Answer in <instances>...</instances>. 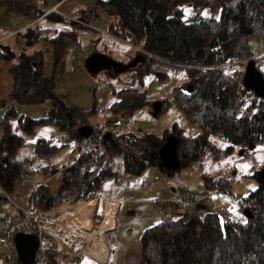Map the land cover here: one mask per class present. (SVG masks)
<instances>
[{"label":"trees","instance_id":"1","mask_svg":"<svg viewBox=\"0 0 264 264\" xmlns=\"http://www.w3.org/2000/svg\"><path fill=\"white\" fill-rule=\"evenodd\" d=\"M48 1L0 0L3 9L0 19L23 15L31 21L40 18L65 21L62 16L48 12L52 7L47 5ZM186 8L193 10L191 16L185 14ZM97 9L103 12L109 32L123 40L133 39V44L144 52L136 53L144 56L142 62L128 69L135 71V79L141 81L151 70L150 64L154 60L186 69L187 83L184 87H175V102L199 131L188 136L173 122L159 136L125 130L126 126L115 132L106 129L102 123H95L93 134L87 139L101 140L105 152L97 156L80 152V142L84 138L76 129L83 124L91 125L89 116L97 110L95 105L83 109L64 102L56 92L54 76L66 45L77 41L75 29L58 28L53 36H48L47 29L32 24L13 35L20 48L8 70L13 79L9 98L15 102L5 111L7 100L0 102V186L6 192L13 190L16 180L34 170L54 174L62 169L61 183L55 192H51L47 184H40L31 195L28 207L40 213L57 207L68 194H72L74 201L90 200L98 194L103 180L115 175L109 159L113 153L122 154L123 170L129 176H138L149 166H157L165 176H171L198 161L207 148L218 157L230 154L238 146L243 155L264 143V97H258L244 87L242 69L236 68L240 72L235 74L220 66L226 63L238 65L239 60L254 59L264 77L261 70L264 50L255 51L249 44L252 37L264 39V0H96L92 5L80 8L77 15L89 21L96 18ZM199 9H205L206 13L198 14ZM42 38L53 51L51 74L43 71V54L48 48L36 47ZM11 56H14L11 48L0 44V59L9 60ZM188 85H192L191 91L187 90ZM114 94L115 99L108 107L112 123L127 119L135 110L148 104L145 91L134 85L122 87ZM239 96L244 97L240 99ZM42 104L46 105L38 116H30L21 110L25 106ZM166 104L162 100L159 113ZM48 124L57 128L60 142H54L51 136H39L33 155L17 158L16 151L24 137ZM171 134L179 139L176 147L178 170L165 167L158 154L159 147ZM212 135L225 140L227 146L218 147L212 143ZM71 141L78 149L73 163L62 167L49 164L31 167L32 157L47 159ZM202 177L207 190L226 188L229 191V179L207 173ZM244 208L252 210L251 218L231 216L226 211L221 215L217 211L201 215L186 210L176 213L175 217H169L165 212L166 218L145 228L140 235L144 264H264V182L239 198V210ZM95 215L100 222L102 213ZM44 264L64 263L58 260L55 251L46 247Z\"/></svg>","mask_w":264,"mask_h":264},{"label":"rangeland","instance_id":"2","mask_svg":"<svg viewBox=\"0 0 264 264\" xmlns=\"http://www.w3.org/2000/svg\"><path fill=\"white\" fill-rule=\"evenodd\" d=\"M53 2L54 0H49L47 5H51ZM77 12V9L70 12L71 17L77 19L76 21L68 22L70 24H67V22L65 23V21L52 20L51 18H42V20L37 23L39 28L47 29L48 36H53L55 30L58 28L68 29L70 25L73 28L76 26L74 29L77 41L66 45L62 61L54 73L56 89L64 102L83 109H90L95 105L97 111L89 116L88 121L91 125L102 123L107 127L113 124L109 121L113 119L108 117V107L115 99L114 92L122 87L134 85L140 90L145 91L148 104L135 110L131 116L126 119L127 126L125 130L132 129L134 131L154 133L161 136L165 128L171 127L173 122H176L184 134L188 136L196 135L199 129L187 120L184 113L177 108L175 102V87H184L187 83L186 69L183 66L172 65L162 60H154L150 64L151 70L142 76L141 81L137 78L135 79L136 73L133 70L117 73L113 69H109L100 71L95 75L90 74L84 66V62L75 59L74 51L77 47V43H79L78 48H80L82 53L86 56H88L87 53H89V51L97 50L106 53L115 60L123 62L132 59L137 52H144L138 50L139 46L136 44H134L136 47L131 46L134 43V40L131 38L121 42L113 38L100 37L98 31L108 30L107 20L104 17L102 19L97 17L88 23V21L83 18H77L75 15L73 16V14H77ZM184 12L187 16L193 14V10L188 8H186ZM2 13L3 9L0 7V17ZM197 13L204 15L206 10L199 9ZM211 16H214V14L212 13ZM30 21V17L23 15L10 16L3 21L0 19V35L8 34L14 28L26 22L29 23ZM4 42L11 48L15 55L19 54L20 48L14 36L9 37ZM249 44L253 50L258 51L264 48V39L252 37L250 38ZM36 47L48 48L43 54V71L46 74H51L53 51L48 41L42 38L36 44ZM238 65L235 63L231 66L226 63L220 66L230 73H239L241 69L243 73L244 67L239 65V68ZM236 68L240 70H235ZM261 70L264 74V67H261ZM163 74L166 75L165 78L161 77ZM130 81L132 82L129 83ZM162 100L167 102L166 107L161 113L154 115L153 103ZM45 105L46 104H42L38 107L27 106L23 108L22 111L30 116H38L43 113ZM123 128L124 127H122V129ZM39 136H51L56 143H59L61 140V135L54 125L48 124L37 127L32 135L24 137V147L19 149L16 154L18 156H32L36 138ZM210 141L218 147L227 146V142L217 135H212ZM240 153V147L236 146L230 154H222L217 157L207 148L198 161L193 162L188 167L181 168L171 176H160V170L157 166L145 168L138 176H129L123 171L122 154L113 153L109 155L115 175L113 178L103 180L102 186L99 189L100 193H108L126 198L144 199L141 202L142 204L136 201L128 202L124 205L125 208L120 214L122 215L120 217L122 232L119 231L121 234L118 242L120 246L119 250L122 251L125 242L132 241L133 238L139 234L141 230H138L139 227L152 223L150 221L146 222L148 219H151L149 218L146 198L156 196L157 194L166 197L165 199H155V202L160 206V209L158 206V211L160 210L165 218L167 214H165V210L161 207L165 208L169 199H174L176 197L180 198V196L183 198L186 205L179 208L178 211L168 214L169 217H175L176 213L180 214L186 210L197 212L201 215L211 211H217L221 215L226 214V211L231 214V216H243L242 211L238 208L239 198L244 197L250 190L255 189L261 182H264V143L259 144L254 151L247 154L242 155ZM93 155L95 156V154ZM77 156V146L71 141L63 150L47 159L32 157L30 165L33 168H38L43 164L62 167L63 165L71 164ZM42 173L43 171L34 170L30 175L24 176L21 179L22 181L17 185L25 189L26 186H30L32 179L35 180L36 177ZM203 173H207L212 177L223 176L229 179V191L214 192L207 190L202 177ZM18 191L19 189L17 187L13 193H9L10 197L16 198L18 196ZM190 195L196 198L194 203L189 200L188 197ZM67 197H70L71 204L76 202L72 199V194L66 195L62 202L66 201ZM91 200L92 199L80 201L89 202ZM197 205H202V207H197ZM65 209L67 208L64 207V210ZM89 216L90 225H88L89 221H83L82 225H86L84 228L90 230L100 225L105 218L104 216L101 222H97V216L95 214L92 215V213H90ZM91 218L94 221H92ZM145 228L144 226L143 230ZM81 239L82 242L77 241L74 248L80 250L84 248L83 250L87 252L86 246L89 238ZM48 240V237L44 234L43 243L45 245L48 243ZM88 263L89 260L87 258L79 262V264ZM0 264H3L1 257Z\"/></svg>","mask_w":264,"mask_h":264},{"label":"crops","instance_id":"3","mask_svg":"<svg viewBox=\"0 0 264 264\" xmlns=\"http://www.w3.org/2000/svg\"><path fill=\"white\" fill-rule=\"evenodd\" d=\"M95 1L96 0H91V1H88V0H70V1L69 0H60L59 2H53L50 6H54V5L58 4V8L61 11L65 12V13H69L71 15L70 12L73 11L74 9H77V11H79L80 8L92 5ZM74 15H75V17L80 18L77 14H73V16ZM92 19H95V18H92ZM40 20H42V18H40L37 21H30L29 23L26 22V23H24V24H22L16 28H14L8 34L0 35V44L8 46L4 41L6 39H8L9 37H12L13 35H15L14 32H18L20 30H23L29 25H32V24L35 25ZM91 20H89L88 23H90ZM70 28H73V27H71V25H70V27L68 29H70ZM263 50H264V48L260 49V51H263ZM17 56L18 55L14 54V56H11L9 58V60L0 59V102L4 101L5 99L7 100L10 97L11 91L13 89V79L9 75L8 70H9V67L15 61V59L17 58ZM56 92L58 93L57 89H56ZM11 104H14V103L6 104L3 108V110L5 111ZM25 107H22L21 110ZM23 147H24V141H23L22 145L17 149V151ZM34 148H35V145H34ZM34 148H33V153H34ZM17 151H16V153H17ZM16 157L17 158H25V157H29V156H23V155L18 156L16 154ZM75 160H76V158L73 160V162ZM42 166H40V167H42ZM40 167H38V168H40ZM37 171H39V170H37ZM40 171H42V170H40ZM61 172H62V169L60 171H58L57 173H54V174H49V173L43 172L42 174H39L35 180L32 179L30 186L29 187L26 186L25 189L17 185L22 180H19V179L16 180L13 190L11 192H7L8 196L6 197L5 200H3L2 204L0 205V214L3 216L10 217V219L14 222L19 221V219L21 218V215H22V209L29 208L28 204H29L31 195L34 192V190L37 188V186H39L40 184H47L49 186L50 191L55 192L61 183L60 178H59V175L61 174ZM159 175L163 176L164 174L161 171H159ZM113 177H111V178H113ZM33 178H34V176H33ZM17 187L19 189L18 196L16 198H11L9 193H13L17 189ZM167 197H169V196H167ZM156 198L157 199H165L166 197H162V196H159V194H157L156 196H151V197L146 198V200H147L146 204H148L147 209L149 212V218H151V219H148L146 222H148V221L152 222L151 224L144 225L146 228H147V226H149V225L151 226V225H153L159 221H162L165 218L162 215V213L160 212V210L158 211L159 204L157 202H155ZM90 199L94 200L92 215L101 212L103 215L102 219L104 217V213H105V210L107 208L106 203L109 202V203L114 204L113 223L103 233L106 252L104 253V256L102 258H98V257H95V256L87 253L85 250L80 251V249H77V248L75 249L73 247V251H75V252L78 251V254H77V257L74 259V261L70 262V264H79V262L81 260H83L84 258H87L89 260L90 264H92V263H95V264H144V261L141 257L142 246L140 243V235H141L140 233L143 230L144 226L138 228V230L139 229H141V230H140L139 234L133 238L132 241L125 242V245L122 247L123 248L122 251L119 250L120 246L118 243L120 240V235H121L119 231L122 232L121 225H120V221H121L120 217L122 215H120V214H121V212H123V210L125 208L124 205L127 204L128 202H136V201L141 203L142 200H144V199L143 198H126V197H120V196H116V195L108 194V193H100V190L98 191V194H96L95 196H93ZM159 209H160V206H159ZM92 221H94V220L92 219ZM44 234L45 233H43V235H42L43 237H44ZM48 244L49 243H47L46 245L44 244V245L46 247H49Z\"/></svg>","mask_w":264,"mask_h":264},{"label":"built area","instance_id":"4","mask_svg":"<svg viewBox=\"0 0 264 264\" xmlns=\"http://www.w3.org/2000/svg\"><path fill=\"white\" fill-rule=\"evenodd\" d=\"M48 12H54L62 16L67 23L77 20L76 18H72L70 14L61 11L58 8V4L52 6ZM95 17L102 19L103 12L100 11V9H97ZM16 33L17 32H14V34ZM98 33L100 37L113 38L124 42L121 37L115 36L108 30H100ZM20 44L23 45L22 40H20ZM131 46L136 47L134 44ZM138 50L141 49L139 48ZM90 52L91 51H89V53ZM89 53H87V55H89ZM74 54L77 61H83L86 57V55H84L78 47L75 48ZM247 61L248 59L239 60L238 64L244 67ZM243 97L244 96H239L240 99H243ZM13 102H15L13 98H8L6 104ZM1 124L2 114L0 113V125ZM124 126H127V121L126 119H121L118 122L113 123L110 127H106V129L109 130L110 128L111 130L118 132ZM79 151H86L97 156L104 153L105 148L101 140L94 142L86 138L80 142ZM226 191L228 190L224 188L214 192ZM7 196V192L0 186V205ZM188 198L192 203H194L195 198L193 196L190 195ZM75 201L76 202H74V204H71L70 197H67L66 201L61 202L57 207L40 213H35L30 208H24L22 209V216L17 222L12 221L10 217L0 214V257L3 260V264H20L16 256L15 246L13 243V238L18 232H32L38 236L39 245L35 252V260L33 264H44V250L46 249V246L43 243V233L48 236V245L51 250L57 253L58 260L61 263L66 264L74 261L77 257L78 251H73V247L77 241L82 242V237L76 233L77 227L80 225L81 215L77 213L76 209H74L80 199ZM184 205H186L185 201H183V198L180 196V198L176 197L174 199H169L167 206L163 208L167 214H171L178 211V209ZM64 207L67 208V213H65ZM83 249L84 248L80 251Z\"/></svg>","mask_w":264,"mask_h":264},{"label":"water","instance_id":"5","mask_svg":"<svg viewBox=\"0 0 264 264\" xmlns=\"http://www.w3.org/2000/svg\"><path fill=\"white\" fill-rule=\"evenodd\" d=\"M144 56L142 54H135L132 59L127 62L118 61L111 56L100 51H92L83 60L84 66L90 74H97L100 71L113 69L115 72L126 71L135 67L142 62ZM242 83L245 88L253 92L258 97H264V77L260 70L255 65L254 59H249L244 66L242 73ZM192 85H188L187 90L191 91ZM154 115H158L162 107V101H156L152 105ZM77 133L84 139L93 134V126L90 124H83L77 127ZM179 139L174 135H168L164 142L158 149V154L161 163L171 170H178L180 163L177 159L176 147ZM202 205H197V207ZM242 214L246 218L253 216L252 210L244 208ZM16 256L22 264H33L35 260V252L39 245L38 236L32 232H18L13 238Z\"/></svg>","mask_w":264,"mask_h":264},{"label":"bare ground","instance_id":"6","mask_svg":"<svg viewBox=\"0 0 264 264\" xmlns=\"http://www.w3.org/2000/svg\"><path fill=\"white\" fill-rule=\"evenodd\" d=\"M94 204V200L89 202H81L79 201L74 209H76L77 213H79L81 217L80 225L77 227L76 233L80 235L82 238H89L87 243V253L102 258L104 253L106 252L105 244H104V236L103 233L107 230L113 223L114 217V204L107 202V208L104 213L103 222L92 230L84 228L86 225H82L83 221H89L88 225H90L89 214L92 213V206ZM68 210L65 209V213Z\"/></svg>","mask_w":264,"mask_h":264},{"label":"clouds","instance_id":"7","mask_svg":"<svg viewBox=\"0 0 264 264\" xmlns=\"http://www.w3.org/2000/svg\"><path fill=\"white\" fill-rule=\"evenodd\" d=\"M92 52V51H91ZM90 54V53H89ZM80 200H84V199H80ZM20 263V262H19Z\"/></svg>","mask_w":264,"mask_h":264}]
</instances>
